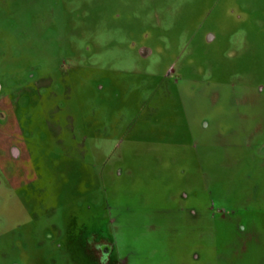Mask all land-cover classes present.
Returning <instances> with one entry per match:
<instances>
[{
	"label": "rangeland",
	"instance_id": "1",
	"mask_svg": "<svg viewBox=\"0 0 264 264\" xmlns=\"http://www.w3.org/2000/svg\"><path fill=\"white\" fill-rule=\"evenodd\" d=\"M0 86V264H264V0H0Z\"/></svg>",
	"mask_w": 264,
	"mask_h": 264
},
{
	"label": "flooded vegetation",
	"instance_id": "2",
	"mask_svg": "<svg viewBox=\"0 0 264 264\" xmlns=\"http://www.w3.org/2000/svg\"><path fill=\"white\" fill-rule=\"evenodd\" d=\"M213 38V36L211 34L207 35V40H211ZM140 54L141 55H145L146 53H144V50H140ZM170 74V73H169ZM34 77L33 74L31 72H29L27 74V78L29 80H26V83L24 84V87L27 89H31V88H38L37 86V82H41V85H43L44 87H48L49 85H53V80L51 77L48 76H41L38 77L35 81L34 79V83L32 82L31 78ZM38 82V83H39ZM28 86H25L27 85ZM1 86H0V99L2 100V102L6 103V101H10V99L6 96V94L4 96H2V92H1ZM4 137V135L2 134V132H0V143H3L2 138ZM9 137V136H8ZM7 137V138H8ZM6 139V142H8V153L5 152V150H2L3 152H1L0 150V160L3 161L2 158H6L7 162H11L12 164H14L15 161H17V159L20 157L21 154H24V148H26L25 144L24 145H19L16 144L15 142L13 143L11 141V138L9 137L8 139ZM5 142V143H6ZM5 146V148L7 147ZM3 149V148H2ZM22 151V152H21ZM6 154V156H5ZM21 158V157H20ZM14 161V162H13ZM4 162V161H3ZM2 170H0V175L2 177V179L7 183L8 186H10L11 184L9 183V178L10 179H19V177H13V176H8L11 175L10 173H6V171H4L5 169L3 168V164H1V168ZM9 177V178H7ZM16 180V181H17ZM19 186L22 183H18ZM17 184V185H18ZM13 186V185H11ZM16 187V186H14ZM248 198L251 200L252 198H250V196H248ZM260 212V211H259ZM83 257H85V264H118V261L115 260V258L112 256V250L109 246V244L104 240V241H92L87 243L84 247H83V251H82Z\"/></svg>",
	"mask_w": 264,
	"mask_h": 264
}]
</instances>
